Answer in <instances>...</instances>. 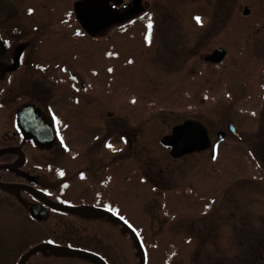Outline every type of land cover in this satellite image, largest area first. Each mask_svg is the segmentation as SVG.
I'll list each match as a JSON object with an SVG mask.
<instances>
[{
  "label": "rangeland",
  "instance_id": "1",
  "mask_svg": "<svg viewBox=\"0 0 264 264\" xmlns=\"http://www.w3.org/2000/svg\"><path fill=\"white\" fill-rule=\"evenodd\" d=\"M69 1L73 8L76 0ZM151 1L145 17L158 25L142 31L133 26L127 34L108 39L81 34L76 44L74 21L70 33L59 29L56 8L63 0H40L46 3L41 16L50 18L41 30V47L48 49L54 40V61L79 70L87 81L86 117L94 116L96 104L103 105L98 106L103 132L92 131L87 140L76 130H62L69 150L55 164L72 178L73 202L93 200L98 185L86 175L82 178L81 170L96 155L88 153L95 134H103L96 152L104 164L94 179L112 181L113 174V181L104 180L101 202L94 203L100 207L77 206L108 208L127 221L143 243L147 264H264V0H229L228 10H219L220 0ZM245 8L251 9L249 15L243 14ZM196 17L202 23L194 22ZM67 42L72 48L63 45ZM218 46L227 50L225 59L207 64L205 56ZM65 86L56 83L61 108L72 98L68 93L75 95ZM187 119L201 121L210 141L220 145L216 160L211 149L175 159L161 144V138ZM71 121L85 133L94 124ZM230 122L237 126L235 135L228 131ZM220 130L227 134L221 141ZM121 136L129 137V145H122ZM89 190L91 197L81 196ZM0 212V264H11L14 250L8 248L9 236L2 237L13 219H6L7 208L0 206ZM73 214L106 218L87 209ZM108 220L101 227L96 221L86 227L72 223L75 231L91 238L93 248L97 237L112 244L117 234L108 227H119V264H139V251L126 231ZM55 258L48 255L44 264H54Z\"/></svg>",
  "mask_w": 264,
  "mask_h": 264
},
{
  "label": "flooded vegetation",
  "instance_id": "2",
  "mask_svg": "<svg viewBox=\"0 0 264 264\" xmlns=\"http://www.w3.org/2000/svg\"><path fill=\"white\" fill-rule=\"evenodd\" d=\"M222 1H218L219 10H228L229 0ZM74 3L71 8L70 1L63 0L57 6L56 12L58 11L57 15L60 16L59 29L64 34L71 32L72 21H74L76 29L74 42L77 44L82 39L81 34H89L76 16ZM211 3L214 5L213 2ZM151 4V0H110L108 3L110 17H106L103 22L109 26L94 38L108 39L115 35L127 34L133 26L139 27L142 31L148 26L158 25L157 20L152 22L145 17L151 11ZM201 5L207 6V3ZM45 6L46 3L42 2L41 5L40 0H0V206L9 210L10 214L6 216V219H13V221L8 220L11 227L3 231L2 238L4 240L9 236L8 248L14 250L11 264H22L24 256L29 252L31 253L24 260V264H44L46 257L50 254L56 257L54 264H62L64 261L68 264H99L84 256L78 255L80 258L66 256L68 253L77 255L68 250L71 248L91 251L104 258L108 264H119V227H108L117 234L112 244L104 243L105 236L97 237L95 248H93L91 238H88L84 231H75L72 223L78 221V224H82L84 222L86 227L87 222L91 224L96 221L101 227L103 219L109 221L110 216L105 214L106 218L103 219L94 215L77 217L73 213L80 210L65 209L72 205L89 204L92 206L95 201L101 202L104 180H109L107 182L109 183L114 177L112 174V181L111 178L95 177L94 179L104 164L103 157L99 160L96 152V147L100 145L99 141L102 140L103 134H95L97 136H94L88 153L91 151L96 155L91 156L86 161L87 167L81 170L82 178L86 175V178H92L91 183L98 185L93 200L89 198L79 203L73 202L71 199L72 178L64 166L65 169L55 164L59 156L69 150L68 142L63 140L62 130L66 133L68 130L73 133L76 130L75 133L85 135L86 137H83L87 140L92 131L103 132V114H101L103 110L99 111L98 107L103 105L96 104L94 116L86 117L87 105L90 101L86 98L87 81L80 75L79 70L72 68L62 60L57 63L54 61L55 56L51 52V48L56 45L54 40H49L48 49L46 46L41 47V30L50 20L49 16H41V7L45 8ZM51 11L54 9L51 8ZM203 13H206V10ZM202 18L204 19L203 15ZM193 21L195 22L196 19ZM67 43L63 45L72 48L70 42ZM72 57L75 60L79 58L77 55H72ZM205 62L217 65L223 61L212 63L205 60ZM56 68L59 69L56 70ZM58 79L60 82L57 81ZM56 83L59 87L64 83L66 86L62 87L63 89L68 88L75 92L72 96L61 89L65 91L64 94L68 93V96L72 97L68 98L65 104H61L64 108L56 104L57 98L60 97V94L56 96ZM68 117L73 119L75 124L83 125L86 119L94 124L90 127L91 130L85 133L83 129L74 126L71 119L68 121ZM61 119L64 122L59 121ZM188 120L196 119H187L178 125ZM230 133L235 135L237 126L236 131ZM121 138L122 145H129L128 136H121ZM162 145L171 152V147ZM85 146H88V143ZM93 147H95L94 150ZM209 149H211V159L216 160L220 145L215 141L204 150L186 152L175 159ZM87 150L85 148V153ZM119 160L115 166L119 164ZM53 170H55V176L51 175ZM115 179L117 180L118 177ZM80 194L91 197L93 191H81ZM94 206L100 207L101 205L94 204ZM32 208L42 210L44 213L42 219L32 214ZM2 217L0 215V220L4 223ZM121 228L124 229L123 226ZM126 233L130 245L136 246L130 233L128 231ZM12 240H15L14 245H12ZM17 251H21L20 254H17Z\"/></svg>",
  "mask_w": 264,
  "mask_h": 264
},
{
  "label": "water",
  "instance_id": "3",
  "mask_svg": "<svg viewBox=\"0 0 264 264\" xmlns=\"http://www.w3.org/2000/svg\"><path fill=\"white\" fill-rule=\"evenodd\" d=\"M110 0H78L74 3V10L77 18L81 22L84 29L91 36H96L99 32L106 29L107 26L103 24L104 19L106 17H110L109 13V3ZM243 13L248 15L251 13V10L246 8ZM227 55V50L223 47H218L213 50L210 54H208L205 58L206 61L212 63H219L223 61V59ZM236 130V126L234 124H229V131L234 132ZM226 135L225 131H219L217 133V137L219 139H223ZM53 138V137H52ZM162 144L167 147H171V156L176 158L186 152L193 151H201L210 146V138L208 135V131L206 126L197 120H188L182 125H177L173 128L172 133L164 136L161 140ZM66 210H82L89 209L97 212L104 213L110 216L111 219L118 222L121 226H123L124 231H128L135 242V245L139 251L140 262L139 264H146V253L143 247V244L135 231V229L123 218L116 215L110 210L102 209V208H93L89 206H69L65 208ZM40 211V212H39ZM32 214L38 218L42 219L44 213L42 210H37L32 208ZM69 251L79 255L84 256L88 259H92L99 264H108L104 258L100 255L83 250V249H68ZM31 252L27 253L22 261L24 264V260L29 257Z\"/></svg>",
  "mask_w": 264,
  "mask_h": 264
},
{
  "label": "snow or ice",
  "instance_id": "4",
  "mask_svg": "<svg viewBox=\"0 0 264 264\" xmlns=\"http://www.w3.org/2000/svg\"><path fill=\"white\" fill-rule=\"evenodd\" d=\"M195 19L197 20V22H198V23H202V21H201V18H200V17H196ZM78 34H79V33H78Z\"/></svg>",
  "mask_w": 264,
  "mask_h": 264
}]
</instances>
